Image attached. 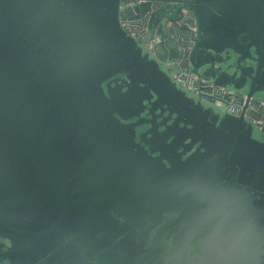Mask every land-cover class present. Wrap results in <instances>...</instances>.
Masks as SVG:
<instances>
[{
	"label": "water",
	"instance_id": "1",
	"mask_svg": "<svg viewBox=\"0 0 264 264\" xmlns=\"http://www.w3.org/2000/svg\"><path fill=\"white\" fill-rule=\"evenodd\" d=\"M183 6L189 68L264 99V0H0V264L264 263V191L243 210L235 180L264 186V131L181 87L120 22ZM136 109L162 121L137 135Z\"/></svg>",
	"mask_w": 264,
	"mask_h": 264
},
{
	"label": "built area",
	"instance_id": "2",
	"mask_svg": "<svg viewBox=\"0 0 264 264\" xmlns=\"http://www.w3.org/2000/svg\"><path fill=\"white\" fill-rule=\"evenodd\" d=\"M183 16L176 21H167L164 34L152 30L148 19L122 17L121 25L136 39L141 41L146 50L159 58V46L167 54L163 66L170 72L175 81L187 91L196 96L206 95L213 104L228 113L243 115L252 125L264 131V99L247 93L240 95L233 89L201 78L189 68L190 53L196 43L197 25L190 11L182 7ZM175 41V47H169V42ZM175 52V54H172Z\"/></svg>",
	"mask_w": 264,
	"mask_h": 264
},
{
	"label": "flooded vegetation",
	"instance_id": "3",
	"mask_svg": "<svg viewBox=\"0 0 264 264\" xmlns=\"http://www.w3.org/2000/svg\"><path fill=\"white\" fill-rule=\"evenodd\" d=\"M184 7V6H183ZM150 26H151V28H152V25L150 24ZM169 47H175V42L174 41H170L169 42ZM159 52H160V56H159V60H160V62H161V65H163V60H164V58H165V55L167 54L164 50H163V47L162 46H159ZM256 63V61L254 60V61H251L250 62V64H255ZM115 79H117V77L115 78ZM110 79H108V80H105V81H98V82H102V91H105L106 93H108L109 91H110V89H108V85H106L107 83H108V81H109ZM121 84H122V81H120V83L118 84V88H116L115 89V91H114V93L113 94H108L109 96H111V98H116V96H118L119 94L120 95H122L123 94V92H125V90H124V88L123 87H121ZM111 85L112 86H116L117 84H116V82H114V81H112L111 82ZM95 87V86H94ZM126 92H128V94L130 95V96H132V92L130 91V88L128 87V91L126 90ZM244 94V93H243ZM194 95V94H193ZM194 96H196V95H194ZM133 97V96H132ZM196 97H198V96H196ZM123 99L125 100L126 99V97H123ZM148 99H152V97H149ZM153 100V99H152ZM121 101V98H117L116 99V101L114 100V103H113V105H115L116 103H119ZM206 103H207V101H206ZM139 103H138V101H135V102H132L131 103V105H130V107L128 108V110H133V109H135L136 107H137V105H138ZM150 104L151 103H149V106H150ZM141 108L143 109H145L146 110V112L147 111H149L148 109H146L144 106H141ZM116 110H118V109H116ZM157 111L158 110H155L154 111V113H151V114H147V115H145V116H142V117H138V116H136V114H137V112H139V109H136L135 110V112L134 113H132L133 114V116H132V118L131 119H129V120H127L126 121V119H127V117H128V115H125L124 116V119H125V122H127V123H129V125H130V127H132V129H137V126L139 125V124H137V122H140V121H142V120H145V119H147V118H149V117H151V119L153 120L152 121V123L150 124L151 126L153 125V126H155L156 125V123H158L159 121H162V117H160V116H152V115H155L156 113H157ZM165 129V125H162L159 129H157V132L156 133H158L159 131H161V132H165V131H163ZM168 131V133H159V134H157V136L159 137V138H161L162 139V141H160L159 142V144H161V143H163L165 140V137H167L169 134H170V132H172L170 129H168L167 130ZM166 131V132H167ZM141 133V131L140 130H136V134L138 135V134H140ZM136 138L137 139H139V137H137L136 136ZM145 140V139H144ZM144 140H143V142H144ZM149 141L148 140H146L144 143H148ZM153 143V142H152ZM158 144V145H159ZM178 146H181V145H183L184 143H183V140L180 138V139H178ZM221 175H223L224 176V179L223 180H226L230 175H232V173L230 174V172H227V173H221ZM237 182H238V184L240 185L241 184V186L242 187H244V189L245 190H247V191H250V190H252V193H251V196H245L244 198L246 199V200H243V201H241V207H243V210H245V209H247V208H250V207H252V206H255V208H257L256 207V205L258 206L259 205V202L257 201L258 200V198L259 197H262V194H263V191H264V186L263 185H261V184H256V183H253V185L252 184H248V183H246L245 181H242V180H238V175H237V177H236V179H235ZM247 180V179H246ZM236 181H235V183H236ZM237 184V183H236ZM255 184V185H254ZM248 198H249V200H248ZM254 204V205H253ZM243 210H241L242 212H241V214L244 212ZM243 215H245V213L243 214ZM197 225H199L198 223H196ZM257 264H264V263H262V262H259V263H257Z\"/></svg>",
	"mask_w": 264,
	"mask_h": 264
},
{
	"label": "rangeland",
	"instance_id": "4",
	"mask_svg": "<svg viewBox=\"0 0 264 264\" xmlns=\"http://www.w3.org/2000/svg\"><path fill=\"white\" fill-rule=\"evenodd\" d=\"M222 56H223L222 60H221L222 67H226V66L234 63L235 54L233 52H231L230 50L225 49L223 51Z\"/></svg>",
	"mask_w": 264,
	"mask_h": 264
},
{
	"label": "crops",
	"instance_id": "5",
	"mask_svg": "<svg viewBox=\"0 0 264 264\" xmlns=\"http://www.w3.org/2000/svg\"><path fill=\"white\" fill-rule=\"evenodd\" d=\"M160 18V16H159ZM166 24L160 22V21H157V23H155V25L152 27V30L156 33H159V34H164V30H165V27ZM163 49L165 48V44L162 45Z\"/></svg>",
	"mask_w": 264,
	"mask_h": 264
}]
</instances>
